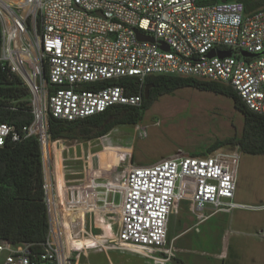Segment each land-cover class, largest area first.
Returning <instances> with one entry per match:
<instances>
[{"label": "built area", "instance_id": "2783aa9c", "mask_svg": "<svg viewBox=\"0 0 264 264\" xmlns=\"http://www.w3.org/2000/svg\"><path fill=\"white\" fill-rule=\"evenodd\" d=\"M0 25V66L25 83L34 117L19 132L1 124L0 147L10 137H36L44 163L49 115L75 122L115 106L141 107V94L106 86L110 81L135 79L139 89L154 76L217 82L264 115V8L246 13L241 0H0ZM212 51L231 56L209 58ZM241 155L238 147L200 157L179 150L151 166L65 181L60 200L45 173L49 232L42 251L0 239V264H79L90 252L120 248L168 262L176 251L169 220L181 203H191L196 225L241 208L234 202ZM104 210L114 212L112 235L70 248L69 235L103 236L95 213Z\"/></svg>", "mask_w": 264, "mask_h": 264}, {"label": "rangeland", "instance_id": "374dc122", "mask_svg": "<svg viewBox=\"0 0 264 264\" xmlns=\"http://www.w3.org/2000/svg\"><path fill=\"white\" fill-rule=\"evenodd\" d=\"M243 126L244 117L230 98L182 89L159 98L136 126H118L106 136L88 141L80 137L55 142L48 139L51 147L45 155L44 172L47 181L59 190L57 181L121 174L171 158L179 150L191 155L205 153L216 141L240 137ZM234 149L225 146L219 150ZM60 195L58 191L59 200ZM234 202L241 208L215 213L191 229L197 222L190 212L192 205L182 203V222L179 224L176 215L169 220L168 240L177 239L173 245L176 251L168 262L121 248L113 254L90 252L79 264H110V258L113 264H264V155H241ZM95 221L101 227V238L75 240L69 235V240L84 244L112 235V210L96 212ZM90 245L74 248L81 250ZM224 252L226 255L219 257Z\"/></svg>", "mask_w": 264, "mask_h": 264}, {"label": "trees", "instance_id": "16d2710c", "mask_svg": "<svg viewBox=\"0 0 264 264\" xmlns=\"http://www.w3.org/2000/svg\"><path fill=\"white\" fill-rule=\"evenodd\" d=\"M241 1L245 5L246 13L264 8V0ZM1 47L0 25V53ZM105 85L125 87L129 95L141 94V107L115 106L104 113L75 122L57 120L49 115L48 135L52 142L79 137L88 141L106 136L118 126H136L159 98L173 95L182 89H194L230 98L236 110L243 115L244 126L240 137L216 141L205 153L192 154L193 156H206L225 146L238 147L242 154L264 155V115L248 109L230 86L194 78L168 76L148 78L143 89L138 88L135 79H120L106 82ZM30 99V91L22 79L1 65L0 125L13 126L18 132L29 126L34 118ZM44 187V161L39 140L36 137H26L15 142L11 137L7 138L5 145L0 147V239L13 244H29L34 254L42 251L49 232Z\"/></svg>", "mask_w": 264, "mask_h": 264}, {"label": "water", "instance_id": "95a60500", "mask_svg": "<svg viewBox=\"0 0 264 264\" xmlns=\"http://www.w3.org/2000/svg\"><path fill=\"white\" fill-rule=\"evenodd\" d=\"M226 1H232V0H226ZM138 39L140 41H146V42H153V39L152 38H149V37H144L142 35H138ZM161 48L163 50H166L168 51L169 50V47L165 44H161ZM215 56H218L219 58H226V57H230L231 56V52H215V51H212L208 54V57L209 58H212V57H215ZM243 56L245 57H256L257 55H251V54H248L246 52H243ZM148 93H149V88L146 89V96H148Z\"/></svg>", "mask_w": 264, "mask_h": 264}, {"label": "bare ground", "instance_id": "6f19581e", "mask_svg": "<svg viewBox=\"0 0 264 264\" xmlns=\"http://www.w3.org/2000/svg\"><path fill=\"white\" fill-rule=\"evenodd\" d=\"M44 147H45V155L47 156L48 154H49V151H50V143H49V141L47 140V139H44ZM52 149V148H51ZM57 183H58V188H59V191H60V193H62V191H63V189H64V183H59L58 181H57ZM62 202V201H61ZM65 214V213H64ZM66 222H67V219H66ZM68 239V245L70 246V248H74L76 245H78V244H76V243H73V242H71L70 240H69V237L67 238ZM102 241V240H101ZM123 249V248H122ZM120 250H121V248H120ZM129 250H131L133 253H137L138 251L139 252H141L142 253V251H140V250H137V249H134V248H132V249H128V251ZM144 254V253H143ZM145 255V254H144Z\"/></svg>", "mask_w": 264, "mask_h": 264}, {"label": "crops", "instance_id": "0c3cea01", "mask_svg": "<svg viewBox=\"0 0 264 264\" xmlns=\"http://www.w3.org/2000/svg\"><path fill=\"white\" fill-rule=\"evenodd\" d=\"M182 204V203H181ZM180 204V210H183L182 208V205ZM179 210V211H180ZM195 219V218H194ZM180 220H181V222H182V219H180V213H179V215H178V221H179V224L181 223L180 222ZM196 221V220H195ZM196 223L197 222H195V224L194 225H192L191 227H190V229L192 228V227H194V226H196ZM176 239H177V236L175 237ZM174 238V239H175ZM100 241H90V242H87V243H84V244H78V245H86V244H89V243H99ZM120 250V249H119ZM114 251H118V250H114ZM104 253V252H103ZM105 253H112L113 254V251H105ZM99 254H102V253H99ZM226 254H225V252L222 254V255H219V257H224ZM110 264H113V262H112V260H111V258H110Z\"/></svg>", "mask_w": 264, "mask_h": 264}]
</instances>
